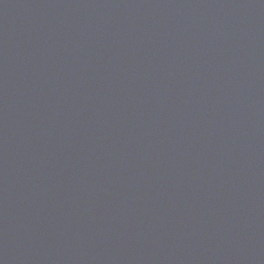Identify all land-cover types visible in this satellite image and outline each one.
Listing matches in <instances>:
<instances>
[{
	"label": "water",
	"instance_id": "obj_1",
	"mask_svg": "<svg viewBox=\"0 0 264 264\" xmlns=\"http://www.w3.org/2000/svg\"><path fill=\"white\" fill-rule=\"evenodd\" d=\"M0 264H264V0H0Z\"/></svg>",
	"mask_w": 264,
	"mask_h": 264
}]
</instances>
